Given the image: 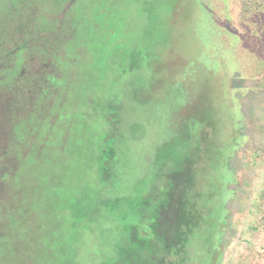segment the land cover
<instances>
[{
    "label": "rangeland",
    "instance_id": "374dc122",
    "mask_svg": "<svg viewBox=\"0 0 264 264\" xmlns=\"http://www.w3.org/2000/svg\"><path fill=\"white\" fill-rule=\"evenodd\" d=\"M73 1L77 17L97 23V56H86L84 64L92 62L95 83L86 91L85 76L74 89L87 93L59 96L65 98L63 118L74 124L86 111L94 135L88 145L97 151L108 130L104 103L116 105L124 142H113L122 148L112 158L116 167L106 171L111 181L102 182L92 161L84 172L100 191H112V180L123 184L120 209L127 213L77 232L80 264H114L109 258L120 244L129 246L127 228L137 223L142 192L154 187L161 194L169 180L174 212L163 224L175 247L164 264H264V0H0V44L13 43L3 35L11 28L20 42L31 32L33 52L47 49L51 42L36 33L51 35ZM71 145L65 153L76 150ZM72 173L70 187L78 190L82 173ZM57 175L61 179L63 171ZM74 198L80 201V194ZM51 242L18 241L14 264H48L45 259L56 255ZM139 252L134 258L142 264Z\"/></svg>",
    "mask_w": 264,
    "mask_h": 264
},
{
    "label": "trees",
    "instance_id": "16d2710c",
    "mask_svg": "<svg viewBox=\"0 0 264 264\" xmlns=\"http://www.w3.org/2000/svg\"><path fill=\"white\" fill-rule=\"evenodd\" d=\"M74 4L75 1L72 6L66 5L65 11L50 27L55 34L42 36V32L36 33L42 41L51 42L45 50L39 47L32 51L31 32L29 37L24 36L27 39L24 42L14 39L18 33L11 28L3 33L13 43L0 44V264H14L16 243L21 241L28 246L34 236L40 239V243L52 241L56 255L45 259L46 263L80 264L77 243H73L78 240L77 232L81 229L84 235L103 222L115 220V215L122 220L120 213L127 214L120 209L121 203L125 202L120 193L123 184L119 181L114 184L112 180L113 192L109 188L100 191L90 185L84 172V167L90 168L86 164L92 161V166L98 164L102 182L109 184L111 181L106 171L111 164L113 169L116 167L112 158L117 157L114 154L118 153L117 148H122L113 142H124L117 127L121 120L116 105L112 107V102L104 103L108 114L103 123L108 130L101 137L97 151L93 149L94 145H88L94 135L86 111L82 120L74 124H68L63 118L65 98L59 99V96L85 92L74 89L77 81L81 85V81L85 82V76L89 77L84 84L86 91L89 83H95L92 62L84 64L87 57L94 60L97 56L92 48L97 40L92 30L97 23L94 17H77L71 11ZM101 21L103 25L107 23ZM106 29L109 34L113 31L109 24ZM21 44L27 49L21 48ZM137 58L132 55V60ZM102 75L106 78L107 73ZM92 103L95 108L96 102L93 100ZM82 105L86 110V104ZM191 133L195 135L193 126ZM70 143L76 144L71 145L76 150L67 154L65 146ZM185 143L181 145L186 146ZM176 158L186 161L180 156ZM67 159L70 162L65 163ZM75 169L80 175L82 173L77 182L78 190L70 187ZM61 170L62 184L57 175ZM173 184L171 180L163 183L161 194H156L154 187L142 192L144 197L137 201L138 210L134 211L137 223L126 227L132 229L127 233L129 246L121 243L116 255L109 258L112 263L140 264L134 258V252L140 249L139 253H144L142 264H164V257L175 247L172 235L163 224L167 212H174V197L171 196L168 205L171 190L175 188ZM76 194H80V201L74 198ZM76 204L81 205L80 209Z\"/></svg>",
    "mask_w": 264,
    "mask_h": 264
},
{
    "label": "flooded vegetation",
    "instance_id": "af4514ba",
    "mask_svg": "<svg viewBox=\"0 0 264 264\" xmlns=\"http://www.w3.org/2000/svg\"><path fill=\"white\" fill-rule=\"evenodd\" d=\"M70 7V6H69Z\"/></svg>",
    "mask_w": 264,
    "mask_h": 264
}]
</instances>
